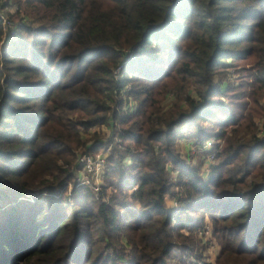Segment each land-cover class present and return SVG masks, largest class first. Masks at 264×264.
<instances>
[{"label": "trees", "instance_id": "obj_1", "mask_svg": "<svg viewBox=\"0 0 264 264\" xmlns=\"http://www.w3.org/2000/svg\"><path fill=\"white\" fill-rule=\"evenodd\" d=\"M14 1L17 39L0 16V264H170L176 249L199 264L207 217L217 264H264V0ZM102 127L111 137L88 138ZM184 127L212 156L207 178L178 150ZM107 149L97 195L77 164Z\"/></svg>", "mask_w": 264, "mask_h": 264}, {"label": "rangeland", "instance_id": "obj_2", "mask_svg": "<svg viewBox=\"0 0 264 264\" xmlns=\"http://www.w3.org/2000/svg\"><path fill=\"white\" fill-rule=\"evenodd\" d=\"M10 4H12V10L10 11H6V14L8 16L10 15H14L15 13H17L16 11L18 10V5L16 4V2L14 0H7ZM5 13V11H4ZM26 14V18L25 20L28 21L29 20V16H31L30 14ZM7 16V17H8ZM10 18V17H9ZM20 17L18 16H13L12 17V23L14 25H19L23 22V20H19ZM240 74H238V72L236 70H231L230 72V79L236 83H238V80L240 79ZM133 100H131L132 102ZM261 105L264 107V95L261 97L260 100ZM167 105V104H166ZM132 107H136V104L134 102H132L131 104ZM257 126H258V134L261 136L264 135V120H258L257 119ZM182 131V135L184 136V138L180 141L179 145H178V150L181 153V155L185 158L191 156V161L192 164L194 165H198L199 162L203 159L206 164L203 167V175L205 178H207L209 171H210V167L212 166L213 160H212V156L210 157H204V147L200 148L199 146H196L194 141L189 137L188 131L187 129L184 127L181 129ZM97 132L98 134H101L104 138H108L111 137L112 135V130L109 127H102V128H96V131H92L90 133V135L88 134V138L89 136L92 137V135ZM207 146V145H206ZM108 151H110V149H107ZM105 150V151H107ZM214 155V154H213ZM128 164L130 163L129 161L127 162ZM106 185V181H104L103 187ZM102 187V188H103ZM73 190V185L68 187V190L66 192V194L68 196H71V192ZM93 190V189H92ZM94 191V190H93ZM102 191V189H101ZM95 194L99 195V193H97L96 191H94ZM111 193V192H109ZM168 205L172 206V207H177L178 204L174 199H168ZM213 226L209 220V218H206V222H205V227L203 228V230L199 231L198 235L199 238L202 240V243L207 247V250L204 253V261L200 262L199 264H217V260L218 257L220 256V252H221V247L218 244L217 240L213 237ZM185 235H187V232H183ZM202 244V245H203ZM190 264H196V262L192 259L190 260ZM169 263L170 264H184V256L181 253L180 249H176L173 253V255L169 258Z\"/></svg>", "mask_w": 264, "mask_h": 264}, {"label": "built area", "instance_id": "obj_3", "mask_svg": "<svg viewBox=\"0 0 264 264\" xmlns=\"http://www.w3.org/2000/svg\"><path fill=\"white\" fill-rule=\"evenodd\" d=\"M13 6L7 0H2L0 5V16L3 21L4 30L6 32L5 42L17 39L19 36V31L17 25H14L10 20L9 16L6 14V11H11ZM5 11V13H4ZM8 16V17H7ZM122 68H119L116 71V74L120 78ZM90 132L96 131V128L89 130ZM211 144L207 146V149L210 148ZM109 151L98 152L95 154H83L79 157L77 164V183L80 187H89L96 191L97 193L101 192L105 181V175L107 172V159ZM28 199L33 201L34 197L27 195Z\"/></svg>", "mask_w": 264, "mask_h": 264}]
</instances>
